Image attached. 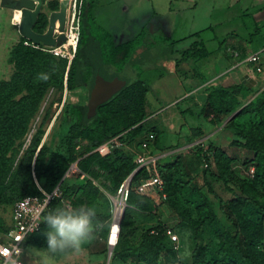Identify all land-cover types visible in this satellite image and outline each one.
Instances as JSON below:
<instances>
[{"label": "trees", "instance_id": "1", "mask_svg": "<svg viewBox=\"0 0 264 264\" xmlns=\"http://www.w3.org/2000/svg\"><path fill=\"white\" fill-rule=\"evenodd\" d=\"M93 3L94 0H82L79 39L70 62L21 37L9 52L14 72L9 79L0 80V205L13 207L25 196L41 195V190L51 193L74 162L85 175L83 179H75L71 185L62 183L59 186V195L49 201L43 212L39 230L28 235L23 243L24 247L44 250L53 258L72 251L55 254L47 251L48 226L44 221L47 214L66 207H92L96 211L94 222L104 224L103 229L94 235L104 241L111 224L110 201L107 203L100 199L102 193L95 179L101 176L103 188L115 195L120 184L136 168L135 153L141 151L140 144L149 133L154 138L149 143L148 152H154L150 149L155 144L156 131L144 122L145 98L150 86L138 77L141 65L150 63L151 66L162 48V57L163 53L166 54L164 57L171 56L176 72L184 77L192 63L208 54L197 42L185 49H175L176 41L162 35L148 38L145 29L116 44L112 34L96 24ZM47 8L50 11L58 9V1H49ZM47 23V15L40 13L32 29L43 33ZM191 70L192 77L198 79L205 92L201 113L208 110L219 118L240 109L226 126L237 127L238 139L234 143L252 153L247 169L252 167L253 175L238 181L242 194L232 191L231 197L223 200L213 190L208 177L227 186L232 176L233 158L215 145L208 147L207 156L201 150L195 152L207 167L202 175L203 185L229 220L227 227L220 222L179 157L163 165L157 163V173L162 180L161 193L165 195L160 204L165 203L181 224L192 231L190 264H264V88L255 93L241 84L214 85L194 67ZM262 70L264 72V67ZM41 73L48 74L50 78L37 80ZM96 75L105 80L117 77L125 84L99 104L91 117L87 116L86 102L64 103L58 133L64 153L54 152L41 138H34L13 169L9 153L16 140L26 132L30 115L37 109L47 88L55 85L71 91L86 85L88 98ZM236 119H246V122L237 126L234 123ZM118 135L125 145L123 148H115L105 156L93 151ZM202 135V129L197 127L191 130L190 137L195 140ZM147 177L144 168L133 174L126 203L135 210L153 212L157 209L153 200L131 186ZM69 188L73 190L67 193ZM10 226L0 213V234ZM168 229L160 222L142 230L135 243L133 237L137 228L129 209L125 208L112 258L123 263L129 261L130 264H182L177 257L175 243L166 233ZM197 235H203V238L198 240Z\"/></svg>", "mask_w": 264, "mask_h": 264}, {"label": "crops", "instance_id": "2", "mask_svg": "<svg viewBox=\"0 0 264 264\" xmlns=\"http://www.w3.org/2000/svg\"><path fill=\"white\" fill-rule=\"evenodd\" d=\"M100 5H105L106 9L99 8ZM92 12L95 21L102 12L110 15L108 28L99 26L113 31L110 33L116 44L126 41L123 39L128 32L132 38L142 29L147 31L148 38L162 35L176 41L175 49L183 43L189 42L187 47H190L197 42L208 52L202 61L213 69L214 74L208 78L212 84H241L255 93L264 88L263 70L256 72L252 64L243 62L264 47V0H94ZM206 33L210 35L206 37ZM260 63L263 68L264 53L260 55ZM162 67L156 88L170 102L156 111H148L150 101L148 93L146 95L144 122L156 131V141L150 151H154L158 164L170 163L179 157L186 167L188 159L183 149L188 144L191 127L185 115H193L195 105L201 107L205 92L191 75L193 66L186 67L187 75L182 77L176 72L172 57L168 56ZM156 114L160 117L157 115L158 119L153 122ZM185 125L184 140L172 141L171 136L182 133ZM215 146L226 149L223 145ZM4 220L8 223L7 218ZM70 253L73 251L61 257Z\"/></svg>", "mask_w": 264, "mask_h": 264}, {"label": "rangeland", "instance_id": "3", "mask_svg": "<svg viewBox=\"0 0 264 264\" xmlns=\"http://www.w3.org/2000/svg\"><path fill=\"white\" fill-rule=\"evenodd\" d=\"M49 1L52 0H42L40 9V13L47 15V17L51 12L47 8V3ZM57 1L59 3V0ZM32 4V2L26 1L23 5L31 6ZM99 8H103V10H105L106 6L100 5ZM20 17L21 12H19V10L3 8L0 6V80L9 79L14 72L13 64L9 61V52L22 37L19 32ZM108 18H110V15L106 12H102L97 15L96 24L106 27L108 26ZM128 34L129 32L123 40L131 38L130 36L132 35ZM204 35L208 37L210 33H206ZM115 41L119 42L117 38H115ZM187 43L180 44L176 48L184 49L188 46ZM162 51V48L158 50L160 54L154 57L151 66L150 63L141 65L139 71L140 73L138 75L139 78L145 80L150 86V91L148 92V100L150 101L148 104V111H156L170 102L168 97H163L161 90L159 91L156 88L159 82L156 78L159 74L163 73L164 68L162 67V62L166 58L164 57L166 55L165 53H163L162 57ZM202 59L196 61L194 64H191V66H193L200 75L210 78L214 74L213 69L210 66H205ZM194 79L198 81V79ZM87 95L88 89L86 85L76 87L71 91L65 90V88H59L55 85H50L44 93L37 109L30 115L26 132L18 140H16L13 149L9 153L12 168L14 169L19 158L22 156L23 151L34 138H41V141L45 144V146L49 147L52 151L64 153V148L58 141L59 128L63 119L62 106L64 103L87 102ZM178 106L181 108L183 107L182 104H179ZM157 115L158 114L154 116L155 118L153 122L158 119ZM158 116L160 117V115ZM228 117L229 116H221L218 118L216 116H212L208 110H204L203 113H201V107L195 105L193 115H185V119L189 122L188 126L191 127L188 132H191L193 128L199 127L201 129L202 127V130H204L203 135L195 140H193V137H190V139L186 141L188 144L183 149L185 158L188 159V161L185 162V168L193 175L195 183L200 186L202 193H204L210 206L216 212L220 222L225 227L229 226L230 222L220 211L217 200L207 191V187L203 185L202 175L203 172L206 171L207 167H204V161H202L198 155L195 154V152L197 150H201L202 153L204 152V156H207L209 155V146H213L215 144L225 146V150L234 160L232 164L231 179L228 181L227 186L221 182L214 181L212 178L208 177V179L211 181L213 190L223 200L231 197L232 191L237 194H242L238 188V181L247 177V167L251 162L252 153L246 148L234 143L236 139H238L236 136L237 127L235 126L236 128H233L226 126L228 122L234 119L226 121ZM207 119H209L213 125L210 124ZM244 122H246V119H236L234 123L238 126ZM186 128V125L183 126V129H181L182 133L178 134V136L172 135V141H183ZM70 175V177L65 178L63 183L68 185L72 184L76 175L74 173H70ZM102 181L103 178L101 176L98 177V179H95V184L99 187L102 193L100 199L104 202L108 203V201H110V203H112L111 197L115 195L110 194L103 188L101 185ZM136 184L137 182L132 183V188H134ZM71 190H73V188H69L67 193H70ZM125 208L129 209L131 217L134 219L137 228V232L133 237V242H138L139 235L142 230L154 227L158 223L162 222L178 237V243L174 245V248L179 261L182 264H190V255L193 248V233L189 228L181 224L179 218L167 207L165 203L160 204V206L153 212L135 210L133 207L128 206L126 202L124 209ZM121 209V206H118V211H121ZM0 213L7 218L8 225H11L12 206L0 205ZM114 232L115 227L112 237L114 236ZM201 238H203V235H197L198 240ZM112 253L113 250L109 251L103 240L95 237V239H93L90 243L83 246V250L81 252H73L61 258H53L44 250L26 246L24 248V253L21 256V260H23V262L28 261L34 264H130L129 261L123 263L117 259H113Z\"/></svg>", "mask_w": 264, "mask_h": 264}, {"label": "built area", "instance_id": "4", "mask_svg": "<svg viewBox=\"0 0 264 264\" xmlns=\"http://www.w3.org/2000/svg\"><path fill=\"white\" fill-rule=\"evenodd\" d=\"M81 4L82 0H68L63 31H58V25H55L53 36L56 37L60 33H63L64 35V40L60 45L46 46L42 44H31L40 46L42 50L47 51L54 56L66 58L68 62H70L74 56L79 39ZM262 53H264V47L260 51L247 56L243 59V62L252 64L254 71L262 72V65L260 63V55ZM210 83L212 82L210 81ZM153 138V134L149 133L146 139L140 144L141 151L135 153L134 162L136 163V168L134 171L144 168L148 177L138 180L134 189L150 197L158 208L161 201L165 198V195L161 193L162 180L157 173L158 158L154 154L148 152L149 143ZM124 146V143L120 140L118 135L98 145L93 151L98 152L101 156H105L113 149L123 148ZM70 173L76 175L75 179H83L85 177L84 173L78 169L76 162H74L70 165L59 184L51 193H46L41 190V195H28L14 203L12 207V224L5 233L0 234V264H13V261H15L16 264H34L28 261L23 262V260H21L25 248L23 243L28 235L39 230L43 219V212L49 201L53 197L59 195V186L65 181V178L71 176ZM247 175H253L252 167L247 169ZM130 182L126 180L122 182L117 189L115 196L111 197V224L106 239L104 240L108 249H113L118 240L121 212L125 206L128 191L130 189ZM118 206H121L122 208L120 212L115 211ZM114 227L115 232L112 237ZM166 233L172 242L175 244L178 243V237L170 229H168ZM17 250H19V255L17 254Z\"/></svg>", "mask_w": 264, "mask_h": 264}, {"label": "water", "instance_id": "5", "mask_svg": "<svg viewBox=\"0 0 264 264\" xmlns=\"http://www.w3.org/2000/svg\"><path fill=\"white\" fill-rule=\"evenodd\" d=\"M22 1L24 0H0V6L8 7L10 3H15L11 5H20ZM27 1L32 2L33 4L31 6L21 5L18 8L21 10V17L19 22V32L21 36L29 40L33 44H42L46 46L60 45L64 40L63 33L58 34L56 37H54L53 34L56 21H58V31L62 32L64 29L68 0H59L58 9L49 13L47 27L43 33H37L32 29L37 16L40 14L42 0H36V3L34 0ZM124 84L125 81L117 77H114L112 80H105L102 76L96 75L93 87L90 90L89 97L86 102L87 116H93L95 114L96 107L106 101L115 92H117L122 86H124ZM98 93H103V96L101 98H97ZM239 110L240 109L230 114L226 121L233 119L237 115ZM135 172L136 171H133L128 176L126 181L130 182ZM123 215L124 208L122 209L120 220H122ZM111 250L112 248H109V251Z\"/></svg>", "mask_w": 264, "mask_h": 264}, {"label": "clouds", "instance_id": "6", "mask_svg": "<svg viewBox=\"0 0 264 264\" xmlns=\"http://www.w3.org/2000/svg\"><path fill=\"white\" fill-rule=\"evenodd\" d=\"M49 78V75L44 73L37 76V80L42 81H47ZM95 216V209L88 206L66 207L49 212L44 219L48 226L47 251L52 254L69 250L81 252L85 244L95 239L94 234L104 227L102 222H94ZM17 254L19 255V250ZM13 264L16 262L13 261Z\"/></svg>", "mask_w": 264, "mask_h": 264}, {"label": "bare ground", "instance_id": "7", "mask_svg": "<svg viewBox=\"0 0 264 264\" xmlns=\"http://www.w3.org/2000/svg\"><path fill=\"white\" fill-rule=\"evenodd\" d=\"M26 1L27 0H24V1L21 2V4L19 3L20 5H18V4L17 5H11V4H15V3H10V5H8V7L3 6V8L13 9V10H19V12H21V10L18 9V8H19V6L23 5ZM35 3H36V0H35ZM55 25H57V21H56ZM102 96H103V93H98L97 94V98H101ZM118 212H120V210Z\"/></svg>", "mask_w": 264, "mask_h": 264}]
</instances>
